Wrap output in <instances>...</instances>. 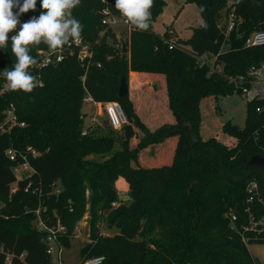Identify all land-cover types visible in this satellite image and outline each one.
<instances>
[{
    "label": "trees",
    "instance_id": "trees-1",
    "mask_svg": "<svg viewBox=\"0 0 264 264\" xmlns=\"http://www.w3.org/2000/svg\"><path fill=\"white\" fill-rule=\"evenodd\" d=\"M187 1L197 5L203 25L186 44L168 33L156 36L151 24L146 31L134 26L126 35L130 55L122 51L123 57L116 58L110 42L115 32L101 37L108 17L101 10L122 16L115 0H81L73 15L83 25L82 38L93 47L89 65L67 58L56 66L30 69L43 84L31 93L5 87L0 74V123L13 106L25 124L0 131V201L7 204L0 210V264H52L46 233L32 221L40 211L48 227L60 224L66 229L62 245L69 247L74 226L86 211L87 191L100 206L101 217L91 220L90 243L81 249V263L104 257L103 264H260L248 242L264 243V168L251 164L255 157L264 158V118L248 103L245 128L224 127L235 144L203 140L201 100L230 96L235 89L208 66L201 67L194 55L219 54L218 62L231 76L264 63V46L245 45L249 36L264 31V0H242L236 6L237 28L228 38L218 27L228 0ZM162 5V0H154L151 23ZM41 11L37 0L36 11L22 16H39ZM225 41L229 46L224 50ZM45 49L46 44L38 46V51ZM38 51L34 48L31 55L39 62ZM15 61L9 39L0 49V73L11 70ZM131 72L165 78L164 104L174 123L152 127L147 123L151 113L144 117L130 95L119 97L121 81L126 78L129 85ZM87 96L98 103L123 104L130 120L119 131H125L124 144L109 150L103 162L85 157L89 154L80 149L91 131L83 113ZM135 130L139 138L130 146L128 138L130 132L136 137ZM10 151L16 154L14 161ZM151 152V157L145 155ZM24 163L32 172L18 179L15 168ZM119 181L128 185L131 203L112 208ZM251 181L260 188L253 201L247 190ZM101 219L119 233L101 235Z\"/></svg>",
    "mask_w": 264,
    "mask_h": 264
},
{
    "label": "rangeland",
    "instance_id": "rangeland-1",
    "mask_svg": "<svg viewBox=\"0 0 264 264\" xmlns=\"http://www.w3.org/2000/svg\"><path fill=\"white\" fill-rule=\"evenodd\" d=\"M162 11L156 16V18L151 23V28L153 33L156 36H165L167 33L171 39L175 41H181L187 43L193 36L194 30L202 27L203 20L199 12V9L195 3L188 2L187 0H162ZM225 17L222 22H225ZM115 39H112L110 42L112 47L115 49L116 58H122V51L124 54L130 53V42L127 40L126 35L128 29L125 27H117L115 29ZM229 44L224 42L222 49H227ZM137 73V72H133ZM138 74V73H137ZM161 83V82H160ZM133 88L135 101L137 102L139 112L142 116L152 117V113H158L160 111L165 112L167 115L171 112H168L165 102V93L161 91L159 93V88L163 87L159 82L151 83V87L142 86L140 83ZM154 89V90H153ZM166 89V88H165ZM166 91V90H165ZM123 106V104H122ZM135 107V106H134ZM200 114H201V123L199 127L200 136L203 140H208L215 138L225 145L231 146L235 144L236 140L224 132V127L227 124H232L238 128H245L247 119H248V103L247 100L240 94H232L230 96H219L215 97L213 95L205 96L200 104ZM127 113V110L125 108ZM83 113L85 117V126L90 127L93 125L94 114H96V119L98 123L97 128H92L89 132L88 141L85 146H81V153L89 154L85 157L96 160L98 162L105 161L109 154V150H117L122 147L125 137V131L119 132L120 130H114L108 122V117L106 115L105 109L102 106L94 107L93 105H84ZM155 116V115H154ZM163 117V116H161ZM173 121L165 123H174V118L171 115ZM154 118V117H152ZM164 120V118H163ZM130 122V120H129ZM161 124L162 122L159 121ZM148 125L156 127L157 123L149 121L147 119ZM128 126V125H127ZM126 130V128L124 129ZM136 137H131L133 133L130 132V146L136 144L137 139L139 138V133L137 130ZM106 137H110V140H106ZM135 138H137L135 140ZM96 142V143H94ZM94 143V144H92ZM84 147V148H83ZM151 155H147L151 157ZM25 168H20L18 174L21 177L31 173H25ZM15 187V186H14ZM60 187V184L58 185ZM118 190L117 200L112 203V208H118L123 205L129 206L131 199L129 196L128 185L122 181H119L116 185ZM86 211L82 217L77 221L74 226L72 235L70 236V246L64 247L62 252V258L64 264H81L80 252L83 247L90 243V233H91V220L94 215L101 217L99 208L100 206L94 205V196L90 191L86 192ZM93 199L90 202V199ZM7 207V204L0 201V210ZM38 217L36 220L32 221L33 227H38ZM99 232L104 237H114L119 233L118 229H109L106 226L104 220L101 219L99 224ZM63 229L58 233L59 241L64 240L66 229ZM62 244V242H61ZM248 248L251 255L260 263L264 264V243L263 242H248ZM58 247H56V254L51 257L52 264H57L58 262ZM116 264H122L118 262Z\"/></svg>",
    "mask_w": 264,
    "mask_h": 264
},
{
    "label": "clouds",
    "instance_id": "clouds-1",
    "mask_svg": "<svg viewBox=\"0 0 264 264\" xmlns=\"http://www.w3.org/2000/svg\"><path fill=\"white\" fill-rule=\"evenodd\" d=\"M154 0H115V8L137 29L146 31L151 24ZM81 0H40L42 11L25 22L20 17L29 11H36L37 0H0V49L11 40L12 53L16 57L11 70L2 73L7 87L12 91L31 93L43 87L42 81L30 69L40 67L31 51L46 44L51 54H58L65 46L82 39L83 25L73 15ZM104 15L109 9L101 10ZM18 29V30H17ZM16 32L15 35H9ZM58 60L61 57L57 56Z\"/></svg>",
    "mask_w": 264,
    "mask_h": 264
},
{
    "label": "built area",
    "instance_id": "built-area-1",
    "mask_svg": "<svg viewBox=\"0 0 264 264\" xmlns=\"http://www.w3.org/2000/svg\"><path fill=\"white\" fill-rule=\"evenodd\" d=\"M108 0H103V3H106ZM242 0H228L225 11L223 12L221 21L219 23V29H221L226 38L237 28V16H236V6L241 3ZM109 14L106 19H104V24L106 26L105 30L101 33V37H104L109 33V31L115 32L117 27H125L126 29H131L134 27L125 17L123 16H115ZM225 17L226 21L222 22ZM31 17L21 16V22H25ZM18 30V29H17ZM116 33V32H115ZM16 32H12L9 35H15ZM245 45L247 47H262L264 46V31L256 32L249 36L246 39ZM174 48V44H169V49L172 50ZM190 53V52H188ZM39 57L40 67L38 68H46L50 66H56L61 64L67 58H75L79 63L84 66H87L91 63L93 58V47L84 41L82 38L78 42L71 43L70 46H65L64 50L59 52L58 54H51L49 49L39 50L37 52ZM191 54V53H190ZM60 56L61 59L58 60L57 56ZM192 55V54H191ZM200 66H208L210 68L211 73L217 74L220 77L224 78L230 85H232L235 89L236 94L242 95L247 103L256 105V113L259 116L264 118V63L259 65L252 66L245 74L238 76L227 75L224 71V65L218 62L219 54L214 55L212 53H205L202 55H194ZM84 81V79H83ZM7 87V84L5 85ZM85 104H92L94 107L102 106L105 109L106 115L108 117V121L111 127L114 130H121L125 125L129 123L128 115L124 109V107L117 102L113 103H98L91 96H87L84 99ZM5 120L0 123V131L5 132L14 126L25 127L24 123H20L17 117L15 108L10 106V108L6 111ZM87 132H84L86 135ZM262 148L264 151V140L262 142ZM10 159L12 161L15 160L16 154L13 151L9 152ZM20 168H25L26 172H32L27 163L23 165H19L15 168V173L17 178L20 179L21 175L18 174ZM250 194V201L255 200L256 197L259 196V184L257 181H251L247 188ZM38 215V227H36L39 231L45 232L44 243L46 245L47 255L54 256L56 254V247H58V262L57 264H64L62 258V252L64 246L61 244L58 238V233L63 229L61 225H58L57 229H53L48 227L44 221L40 217V211L37 212ZM233 221H236V217L232 218ZM105 261L104 257L90 258L83 261L81 264H103Z\"/></svg>",
    "mask_w": 264,
    "mask_h": 264
},
{
    "label": "crops",
    "instance_id": "crops-1",
    "mask_svg": "<svg viewBox=\"0 0 264 264\" xmlns=\"http://www.w3.org/2000/svg\"><path fill=\"white\" fill-rule=\"evenodd\" d=\"M155 81L156 82H159V84H161V86L163 87V89L162 88H159V93L161 91H163L165 93V90H166L165 89L166 88V82H165V78L162 75H158V74H146V73H138L137 74V73H133V72L130 73V75H129V95H130L131 101L133 102V104L135 106V110H136V107L138 109V105H137V102L135 101L134 91H133V88H135V86L137 85L136 83H138V84L140 83L142 86H147V88H149V86L151 85V83H153ZM86 105H92V104H86ZM152 115H153L152 117H154V118L148 116L149 121L151 119H153V121L157 123V126L162 125V123H165V121H168V122H172L173 121L170 113L167 115L165 112L160 111L157 114L156 113H152ZM161 116H163V117H161ZM163 118H164V120H163ZM159 121H161V122L163 121V122L161 124H159L160 123ZM96 122H97L96 114H94L93 125L91 126L92 128H97L98 127L97 126L98 123H96ZM94 143H96V142H94ZM94 143H92V144H94Z\"/></svg>",
    "mask_w": 264,
    "mask_h": 264
},
{
    "label": "water",
    "instance_id": "water-1",
    "mask_svg": "<svg viewBox=\"0 0 264 264\" xmlns=\"http://www.w3.org/2000/svg\"><path fill=\"white\" fill-rule=\"evenodd\" d=\"M125 52V49H124ZM129 95V85L127 83L126 78H123L121 81L120 89H119V97L124 98ZM254 166H259L264 168V158L260 157H255L251 163ZM263 195H264V190H263ZM93 199H90V202H92Z\"/></svg>",
    "mask_w": 264,
    "mask_h": 264
}]
</instances>
